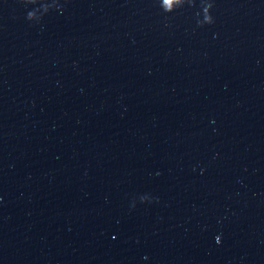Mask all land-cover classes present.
Listing matches in <instances>:
<instances>
[{
	"label": "water",
	"instance_id": "95a60500",
	"mask_svg": "<svg viewBox=\"0 0 264 264\" xmlns=\"http://www.w3.org/2000/svg\"><path fill=\"white\" fill-rule=\"evenodd\" d=\"M0 264H264V0H0Z\"/></svg>",
	"mask_w": 264,
	"mask_h": 264
}]
</instances>
